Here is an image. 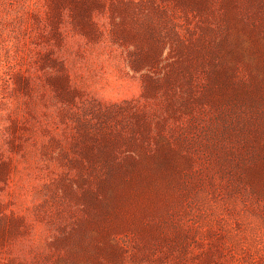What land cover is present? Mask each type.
<instances>
[{"label":"rangeland","instance_id":"1","mask_svg":"<svg viewBox=\"0 0 264 264\" xmlns=\"http://www.w3.org/2000/svg\"><path fill=\"white\" fill-rule=\"evenodd\" d=\"M0 264H264V0H0Z\"/></svg>","mask_w":264,"mask_h":264}]
</instances>
